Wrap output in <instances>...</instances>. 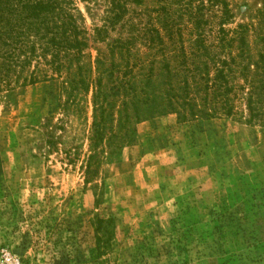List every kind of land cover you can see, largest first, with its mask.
<instances>
[{
	"label": "rangeland",
	"instance_id": "rangeland-1",
	"mask_svg": "<svg viewBox=\"0 0 264 264\" xmlns=\"http://www.w3.org/2000/svg\"><path fill=\"white\" fill-rule=\"evenodd\" d=\"M74 1L100 25L103 6ZM227 1V29L264 2ZM59 87L0 105V264H96L97 219H111L109 264H264V124L157 117L85 183L90 97L65 112Z\"/></svg>",
	"mask_w": 264,
	"mask_h": 264
},
{
	"label": "trees",
	"instance_id": "trees-1",
	"mask_svg": "<svg viewBox=\"0 0 264 264\" xmlns=\"http://www.w3.org/2000/svg\"><path fill=\"white\" fill-rule=\"evenodd\" d=\"M80 1L103 6L100 25L87 28L74 0H0V105L49 81L65 112L82 115L90 97L85 183L157 117L264 124V2L227 29V0ZM95 224L96 264H109L111 219Z\"/></svg>",
	"mask_w": 264,
	"mask_h": 264
}]
</instances>
